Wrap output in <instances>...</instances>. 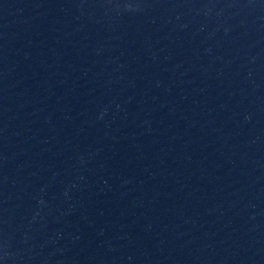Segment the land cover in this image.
Segmentation results:
<instances>
[{
  "label": "water",
  "instance_id": "water-1",
  "mask_svg": "<svg viewBox=\"0 0 264 264\" xmlns=\"http://www.w3.org/2000/svg\"><path fill=\"white\" fill-rule=\"evenodd\" d=\"M0 264H264V0H0Z\"/></svg>",
  "mask_w": 264,
  "mask_h": 264
}]
</instances>
